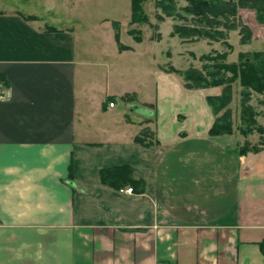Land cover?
I'll return each mask as SVG.
<instances>
[{
	"label": "crops",
	"instance_id": "obj_1",
	"mask_svg": "<svg viewBox=\"0 0 264 264\" xmlns=\"http://www.w3.org/2000/svg\"><path fill=\"white\" fill-rule=\"evenodd\" d=\"M42 15L0 7V264H264V147L209 134L220 87L176 80L183 113L157 121V76L174 72L121 68L136 46L119 50L114 16ZM121 165L143 193L101 181Z\"/></svg>",
	"mask_w": 264,
	"mask_h": 264
},
{
	"label": "trees",
	"instance_id": "obj_2",
	"mask_svg": "<svg viewBox=\"0 0 264 264\" xmlns=\"http://www.w3.org/2000/svg\"><path fill=\"white\" fill-rule=\"evenodd\" d=\"M144 1L146 0H130L129 24L147 23L153 27L145 13ZM154 6L159 10L155 15L157 21H164L165 18L176 20L171 35L186 41L205 38L212 42H221L227 49L222 52L213 50L201 54L199 59L203 61V64L200 68L189 67L182 72L171 65L168 67V70L182 74L184 86L187 89L221 87L218 95L206 97L208 105L216 115L209 134L217 136L233 132L231 110L228 105L232 100L233 83L238 81L242 88L239 131L245 136L257 132L260 137L257 145L250 146L244 143L237 152L245 154L264 147V126L256 120L257 113L249 103L252 92L264 94V50H254L251 53L239 52L236 62L227 61L229 53L233 50L232 44L227 41L230 31L238 30L241 44H248L253 38L250 27L241 20L239 10H253L257 22L264 25V0H154ZM113 26L119 50L129 49V46L120 42L116 21H113ZM128 33L133 35L136 41L142 40L139 29H129ZM219 113L221 115H218ZM149 135H151L150 131L143 128L135 137V141L143 145H151L153 141H145ZM100 175L104 184L117 189L131 186L134 193H143L145 190L144 181L136 178L127 165L103 168Z\"/></svg>",
	"mask_w": 264,
	"mask_h": 264
},
{
	"label": "rangeland",
	"instance_id": "obj_3",
	"mask_svg": "<svg viewBox=\"0 0 264 264\" xmlns=\"http://www.w3.org/2000/svg\"><path fill=\"white\" fill-rule=\"evenodd\" d=\"M78 1V3L76 2V4L74 3V0H0V7L4 8L7 6H15L25 11L33 9L38 13H42V16H48L49 21L51 22V16L54 17V15H56L57 11L59 10H63L64 13L66 12L71 14L76 11H78V13H83L84 18H80L82 19L83 24L88 21L96 20L100 15L109 17L114 16L113 18L118 20L117 23L121 25L118 27L120 32V41L124 44H131L132 46H136L135 53L130 56L129 61L127 62L124 58H121L119 61V66L121 68L129 66V69L133 72H131V75L135 76H139L141 72L143 74L144 70H149V68L153 66L151 64L152 61L153 64H161L159 67L163 68V66L169 67L171 65L182 72L189 67L200 68L203 64V61L199 59L201 54L209 53L213 50L219 52L227 50L221 42H212L209 39L205 38H201L197 41H186L181 40L176 35H171L172 27L173 24L176 23V20L165 18V21H157L155 15L157 12H159V10L155 8L154 0H146L143 3L145 13L149 17V22L154 26L151 27L147 23H145L142 25L136 24L137 28H134H139V30L141 31L142 40L144 41L142 45H138L136 43L138 41L135 40L133 35L128 33V31H124V29L126 28L127 20H129L130 16V0ZM99 2H103L105 4L110 3V6L114 9L107 7V5H105L103 8H99ZM181 3L184 4V2ZM54 8L56 9V13L54 15H49L52 14V11L48 12V9L53 10ZM239 13L243 23L250 27L253 38L250 43L241 44L239 42L240 35L238 33V30L230 31L227 41L232 44L233 50L228 55V62H236L239 52L251 53L254 50H264V25L257 22L255 13L251 9H240ZM62 22L66 25H75L76 23L75 20L70 19L62 20ZM79 22L81 23L80 20ZM159 34L160 37L158 38L157 36ZM154 67H156L155 69H158V65H155ZM165 73L166 76L160 74L159 76H157V82H159L157 121H160V119L162 118L167 120L169 114H171L172 112H178L177 110H180L177 109L178 107H175L177 100L179 99L175 92L176 80L179 81L180 79H182V74L180 72L169 73L167 71ZM212 88L217 89L218 87ZM241 89L242 88L238 81L233 83L232 100L228 105L231 110L233 130H239L241 126ZM199 90L202 91H198L199 94L205 92V88ZM249 103L253 106L254 110L257 113L256 120H258L259 124L264 126V94L261 95L252 92ZM200 112L202 115V111ZM179 113H183V110H180ZM221 113H219L218 115H221ZM137 118H139V116L137 114H133V119L137 120ZM151 118L154 120L155 117L151 116ZM250 139L254 141L256 140L253 137H250ZM246 143L249 144V142H245V144ZM243 145H241L240 147H242ZM210 147L211 146H208V148ZM213 149H216V147H213Z\"/></svg>",
	"mask_w": 264,
	"mask_h": 264
},
{
	"label": "built area",
	"instance_id": "obj_4",
	"mask_svg": "<svg viewBox=\"0 0 264 264\" xmlns=\"http://www.w3.org/2000/svg\"><path fill=\"white\" fill-rule=\"evenodd\" d=\"M2 89H3V84L2 82L0 81V98L2 97ZM114 103L113 102H110L109 103V106H113ZM121 192H126V193H131L132 192V188L131 187H127V188H123V189H120Z\"/></svg>",
	"mask_w": 264,
	"mask_h": 264
}]
</instances>
